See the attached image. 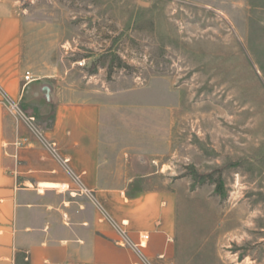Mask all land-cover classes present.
<instances>
[{"label":"rangeland","instance_id":"obj_1","mask_svg":"<svg viewBox=\"0 0 264 264\" xmlns=\"http://www.w3.org/2000/svg\"><path fill=\"white\" fill-rule=\"evenodd\" d=\"M0 11L20 22L14 102L38 129L58 103L103 107L104 154L126 172L103 178L171 195L173 264H264V0H0Z\"/></svg>","mask_w":264,"mask_h":264},{"label":"crops","instance_id":"obj_2","mask_svg":"<svg viewBox=\"0 0 264 264\" xmlns=\"http://www.w3.org/2000/svg\"><path fill=\"white\" fill-rule=\"evenodd\" d=\"M19 33V19L0 11V264H173L171 195H127L103 178L126 173L104 154L103 107L58 103L46 129L8 110L5 97L20 90Z\"/></svg>","mask_w":264,"mask_h":264},{"label":"built area","instance_id":"obj_3","mask_svg":"<svg viewBox=\"0 0 264 264\" xmlns=\"http://www.w3.org/2000/svg\"><path fill=\"white\" fill-rule=\"evenodd\" d=\"M24 81H25V83H28V82L31 81V75H30V73L28 71H26V73L24 75ZM5 104H6V107L8 108V110L10 112L15 113V114H17L19 116H22L24 119H26L29 122H32L34 120L33 117L23 116L20 108L17 105V103H15L13 101H10V100L9 101L6 100ZM24 144H26V139L25 138H21V139H19V140H17L15 142V145L16 146H23ZM120 234H121V238H122L120 241L122 243H125V235H124V232L123 231H120ZM141 238H142V241H139L137 244H133L132 245V247L136 251H138L139 248L144 247L145 241L148 239V234L141 235ZM141 258H142V260H145L143 257H141Z\"/></svg>","mask_w":264,"mask_h":264},{"label":"water","instance_id":"obj_4","mask_svg":"<svg viewBox=\"0 0 264 264\" xmlns=\"http://www.w3.org/2000/svg\"><path fill=\"white\" fill-rule=\"evenodd\" d=\"M42 90L45 91L46 99H49V91H50L49 87L47 85H43Z\"/></svg>","mask_w":264,"mask_h":264},{"label":"trees","instance_id":"obj_5","mask_svg":"<svg viewBox=\"0 0 264 264\" xmlns=\"http://www.w3.org/2000/svg\"><path fill=\"white\" fill-rule=\"evenodd\" d=\"M196 176H198V178H201V180L203 181L204 179H205V176L204 175H196Z\"/></svg>","mask_w":264,"mask_h":264}]
</instances>
